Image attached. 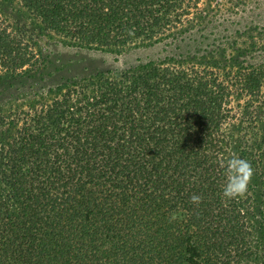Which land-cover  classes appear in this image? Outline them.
<instances>
[{"label": "trees", "instance_id": "16d2710c", "mask_svg": "<svg viewBox=\"0 0 264 264\" xmlns=\"http://www.w3.org/2000/svg\"><path fill=\"white\" fill-rule=\"evenodd\" d=\"M253 8L264 0H0V80L40 73L44 38L172 46L162 60L0 91V264H264ZM233 155L253 177L227 199L220 165Z\"/></svg>", "mask_w": 264, "mask_h": 264}, {"label": "rangeland", "instance_id": "374dc122", "mask_svg": "<svg viewBox=\"0 0 264 264\" xmlns=\"http://www.w3.org/2000/svg\"><path fill=\"white\" fill-rule=\"evenodd\" d=\"M20 11L23 12L21 9ZM263 12L259 8H253L248 21H261ZM168 43V40H160L123 49H97L67 46L58 39L44 38L42 49L46 64L41 72L29 77L1 79L0 91L12 93L17 89L46 90L69 77H78L97 70L123 69L147 60H162L172 47Z\"/></svg>", "mask_w": 264, "mask_h": 264}, {"label": "clouds", "instance_id": "9594fccd", "mask_svg": "<svg viewBox=\"0 0 264 264\" xmlns=\"http://www.w3.org/2000/svg\"><path fill=\"white\" fill-rule=\"evenodd\" d=\"M221 167L226 168V184L223 196L227 199L244 198L248 184L253 177V168L247 160L233 155L226 161H221ZM191 203L199 205L202 197L196 194L190 196Z\"/></svg>", "mask_w": 264, "mask_h": 264}]
</instances>
